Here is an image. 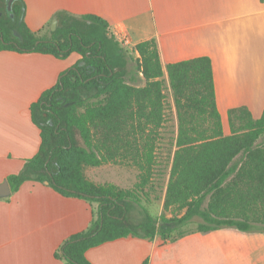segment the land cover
I'll use <instances>...</instances> for the list:
<instances>
[{
  "label": "trees",
  "instance_id": "trees-1",
  "mask_svg": "<svg viewBox=\"0 0 264 264\" xmlns=\"http://www.w3.org/2000/svg\"><path fill=\"white\" fill-rule=\"evenodd\" d=\"M14 10V26L0 19V52L63 59L76 53L84 62L63 73L32 106L41 129L40 151L7 179L12 193L29 181L48 183L64 197L97 206L90 227L68 239L56 252L57 259L91 264L86 257L90 249L124 238L160 237L166 242L226 228L264 234V112L255 119L245 107L231 110V134L225 135L209 57L168 65L165 72L152 39L134 48L137 76L128 77L116 71L126 63L127 50L104 19L58 13L57 29L43 36L22 20L21 2ZM14 29L21 39L12 35ZM166 84L178 133L163 211L154 216L149 205L160 200L156 176ZM107 165L135 169L137 182L121 188L87 177V168ZM134 206L141 208L137 222L131 220ZM197 218V230L189 232Z\"/></svg>",
  "mask_w": 264,
  "mask_h": 264
},
{
  "label": "crops",
  "instance_id": "crops-1",
  "mask_svg": "<svg viewBox=\"0 0 264 264\" xmlns=\"http://www.w3.org/2000/svg\"><path fill=\"white\" fill-rule=\"evenodd\" d=\"M17 2L27 27L43 36L65 12L104 19L118 41L125 33L134 48L155 39L165 72L168 65L209 57L225 135L231 134V110L245 107L255 119L263 115L262 0H14L12 10L8 0H0V19L12 26ZM12 35L19 38L15 29ZM81 60L76 53L63 59L0 52V184L40 151L41 129L32 106ZM96 208L46 183H24L0 199V264H65L56 252L90 227ZM86 257L91 264H264V234L226 228L166 242L124 238L92 248Z\"/></svg>",
  "mask_w": 264,
  "mask_h": 264
},
{
  "label": "rangeland",
  "instance_id": "rangeland-1",
  "mask_svg": "<svg viewBox=\"0 0 264 264\" xmlns=\"http://www.w3.org/2000/svg\"><path fill=\"white\" fill-rule=\"evenodd\" d=\"M55 21H53L51 29L54 28ZM58 24L56 25V29ZM93 26L90 27V29ZM50 29V30H51ZM49 32V29H48ZM126 51V50H125ZM126 63L123 67H119L116 71H123L128 77L135 74L137 76V56L132 54L131 51H126ZM82 64L81 66H83ZM139 85L143 86L144 81L140 80ZM166 96H167V111H166V122L161 130V138L158 146V155L161 161V166L157 172L156 180L158 183V195L160 200L149 205L150 212L154 216H158L163 211V197L165 194V189L169 179V173L171 169V161L173 158V153L175 151V140L178 133V121L176 116V111L174 107V100L169 88V84H166ZM86 174L89 178H93L100 184H116L121 188H132L137 182L138 172L133 168H128L124 166L107 165L102 168H87ZM145 205V202H143ZM141 208L139 206H134L131 210V220L137 222L141 219ZM200 219H195V222L189 226V232L197 230V224L200 223Z\"/></svg>",
  "mask_w": 264,
  "mask_h": 264
},
{
  "label": "water",
  "instance_id": "water-1",
  "mask_svg": "<svg viewBox=\"0 0 264 264\" xmlns=\"http://www.w3.org/2000/svg\"><path fill=\"white\" fill-rule=\"evenodd\" d=\"M13 1L14 0H8V7H9L10 10H12ZM56 25H57V20H55L54 28L52 29L53 31L56 30ZM18 37L21 39L20 34L18 35ZM82 64H84V62H82ZM46 184L48 185V183H46ZM11 194H12L11 187L9 185V182L6 180L4 183L0 184V199L7 198Z\"/></svg>",
  "mask_w": 264,
  "mask_h": 264
},
{
  "label": "built area",
  "instance_id": "built-area-1",
  "mask_svg": "<svg viewBox=\"0 0 264 264\" xmlns=\"http://www.w3.org/2000/svg\"><path fill=\"white\" fill-rule=\"evenodd\" d=\"M119 42L126 50L133 52L134 47H132L130 38L127 34L123 33L122 35H120Z\"/></svg>",
  "mask_w": 264,
  "mask_h": 264
}]
</instances>
